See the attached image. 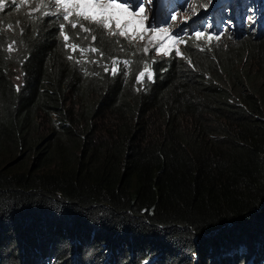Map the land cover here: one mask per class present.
I'll list each match as a JSON object with an SVG mask.
<instances>
[{"label": "trees", "instance_id": "trees-1", "mask_svg": "<svg viewBox=\"0 0 264 264\" xmlns=\"http://www.w3.org/2000/svg\"><path fill=\"white\" fill-rule=\"evenodd\" d=\"M35 2L0 0V264H264V0L166 57Z\"/></svg>", "mask_w": 264, "mask_h": 264}, {"label": "rangeland", "instance_id": "rangeland-1", "mask_svg": "<svg viewBox=\"0 0 264 264\" xmlns=\"http://www.w3.org/2000/svg\"><path fill=\"white\" fill-rule=\"evenodd\" d=\"M55 3V11L63 8L64 4H74L76 0H51ZM162 0H134V3L130 2L132 5L139 3L141 7H129V5L124 4L122 0H102V2L107 5L109 3L120 5V9H113V11H121L123 8H128V13L131 15V19L137 23L128 30V19L122 21L121 27L117 28L115 21H111L110 27L105 29L102 25H97L89 20H84L82 17L76 15V9L70 8L71 16L79 18L81 24L86 28L92 29L91 32H87L89 35L94 33V28L102 29L109 37H112L117 44H129L132 43L135 46H139L142 49H147L149 53H153L156 57H166L172 54L181 55L182 47L187 43L188 40L201 44L207 45L213 41H217L216 37L219 39L223 37L227 30L220 32H209L200 27L205 25L211 26L212 21H216L219 25L217 16L214 15L216 8L222 6L220 0H175L171 5V0H167L165 4H168L161 9V16L159 17L158 7L160 6ZM25 2L35 7V0H25ZM230 7V6H227ZM141 8L143 10H141ZM169 13L165 15L166 11ZM234 15L233 8L228 13L226 24L232 27V17ZM174 17V19H173ZM202 19V20H201ZM202 21L199 27L198 25ZM243 28H247L245 22L241 23ZM81 29V27H80ZM82 30V29H81ZM124 31V35H120V32ZM201 32L203 35L197 39L196 33ZM231 32V31H230ZM213 37L211 40L208 37ZM89 39V38H88ZM123 39V41H120ZM92 42V40L90 39ZM115 66L111 67L113 71ZM141 73L143 75H141ZM153 77V72L149 68L143 69L139 75L138 79L142 80L144 77Z\"/></svg>", "mask_w": 264, "mask_h": 264}, {"label": "snow or ice", "instance_id": "snow-or-ice-1", "mask_svg": "<svg viewBox=\"0 0 264 264\" xmlns=\"http://www.w3.org/2000/svg\"><path fill=\"white\" fill-rule=\"evenodd\" d=\"M57 2H59V0H57ZM124 4L129 5V7H141V5L139 3L132 5L130 3V0H123ZM0 7H2V5H0ZM70 8H74L76 9V15L78 17H82L84 20H89L94 24L97 25H102L103 28L107 29L110 27V23L111 21H115L117 28L121 27L122 21L125 19H128V30H131V28L134 26V24H136L137 22L131 19V15L128 13V8L125 7L123 8L121 11H113V9H120L121 6L120 5H115L112 3H109L107 5H105L102 0H76V2L74 4H69V3H65L64 4V11L67 13L66 15H63L62 17V21H68L69 20V16L72 14L70 11ZM38 10V9H37ZM141 10H143L141 8ZM44 15H50V13L45 12ZM174 19V17H173ZM19 23V22H17ZM64 23L62 22L59 25V28L61 29L60 31V35H63V28H64ZM9 27H11V25H9ZM72 28H76L77 24L76 23H72L71 25ZM81 29L85 32H91L92 29L90 28H86L83 25H80ZM124 31L120 32V35H124ZM203 34L201 32H197L196 33V37L197 39H199ZM213 37L209 36L208 39L211 40ZM69 39V37L67 35H64V40L67 41ZM85 39H87V37H85ZM216 39H219V37L217 36ZM91 40L93 42H95L97 40V37L95 35H93L91 37ZM9 51L12 50V45H9ZM203 50V49H202ZM93 51H96L95 48H93ZM148 50L145 49V52H147ZM179 54V53H177ZM69 59H72L71 56H69ZM107 70V69H106ZM141 75H143L141 73Z\"/></svg>", "mask_w": 264, "mask_h": 264}, {"label": "clouds", "instance_id": "clouds-1", "mask_svg": "<svg viewBox=\"0 0 264 264\" xmlns=\"http://www.w3.org/2000/svg\"><path fill=\"white\" fill-rule=\"evenodd\" d=\"M221 1V0H220ZM222 2V1H221ZM227 3V5L226 6H221L223 9H225V10H227V9H229L230 7H227V6H230V3H231V0H228V2H226ZM221 7H219V8H221ZM219 8H216V9H219ZM215 9V10H216ZM231 11V8L227 11V16H228V13ZM214 15L215 16H217V20H218V13H215V11H214ZM227 16H225V18L227 19ZM226 19H225V22H226ZM216 23V22H215ZM219 23V22H218ZM227 23V22H226ZM212 25V24H211ZM216 25H217V23H216ZM218 26V25H217Z\"/></svg>", "mask_w": 264, "mask_h": 264}, {"label": "bare ground", "instance_id": "bare-ground-1", "mask_svg": "<svg viewBox=\"0 0 264 264\" xmlns=\"http://www.w3.org/2000/svg\"><path fill=\"white\" fill-rule=\"evenodd\" d=\"M166 1H167V0H164V1L162 0V1H161V9H163L164 6H166V8H168V6H167L168 4H165ZM164 13H166L165 15H167V14L169 13V10L166 11V12H164ZM162 14H163V13H162Z\"/></svg>", "mask_w": 264, "mask_h": 264}]
</instances>
